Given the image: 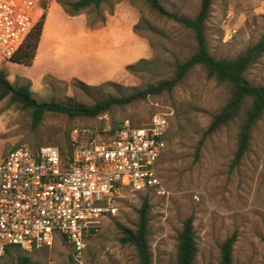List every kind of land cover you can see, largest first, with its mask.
I'll return each mask as SVG.
<instances>
[{"label": "rangeland", "instance_id": "1", "mask_svg": "<svg viewBox=\"0 0 264 264\" xmlns=\"http://www.w3.org/2000/svg\"><path fill=\"white\" fill-rule=\"evenodd\" d=\"M169 10L193 17L200 0H162ZM45 19L32 65L0 58L10 82L27 78L33 97L74 96V78L97 85L113 81L124 89L173 75L175 65L196 49L193 32L152 11L144 0H114L68 15L59 0H42ZM140 23L141 34L133 31ZM235 29L228 38L229 29ZM205 33L209 52L233 57L264 34V0H212ZM144 58L137 74L125 66ZM252 84H264V53L245 72ZM228 88L208 78L197 65L169 92L117 106L92 118L47 112L32 128L30 110L0 100V161L14 145L56 144L72 128L108 126L130 119L146 124L154 113L168 118L166 146L158 162L161 184L148 191H121L116 215L90 236L80 257L63 241L30 250L39 264H137L133 246L120 242L116 223L134 228L140 196L148 193V242L153 264H172L182 222L192 215L198 245L194 264H219L220 244L236 233L233 264H264V113L251 134L249 150L230 168L239 118L202 137ZM88 102V101H87ZM2 264H17L14 253Z\"/></svg>", "mask_w": 264, "mask_h": 264}, {"label": "built area", "instance_id": "2", "mask_svg": "<svg viewBox=\"0 0 264 264\" xmlns=\"http://www.w3.org/2000/svg\"><path fill=\"white\" fill-rule=\"evenodd\" d=\"M42 9V0H0V58L13 57ZM168 125L165 114L154 113L144 125L127 118L89 140L79 137L91 129L74 128L69 153L53 144L9 150L0 161V263L12 245L30 251L56 241L80 257L87 239L116 215L121 191L161 184L156 166Z\"/></svg>", "mask_w": 264, "mask_h": 264}, {"label": "trees", "instance_id": "3", "mask_svg": "<svg viewBox=\"0 0 264 264\" xmlns=\"http://www.w3.org/2000/svg\"><path fill=\"white\" fill-rule=\"evenodd\" d=\"M113 1L59 0L68 15H75L79 11L87 8L98 7L102 3L112 4ZM144 2L158 15L193 32L196 49L189 57L176 63L172 76L130 89H124L119 84L110 80L97 85H89L80 79L74 78L72 80V85L76 93L74 96L67 97L63 100L51 97L48 100L40 101L33 97L29 79L23 78L21 83L15 85L7 78L6 71L0 69V100L6 99L11 104L16 103L24 109H29L31 126L35 129L39 126L44 114L47 112L64 114L69 118H92L104 114L114 107L125 106L136 100H142L150 95H157L164 91L169 92L193 67L199 65L203 67L208 78L228 88V96L225 102L211 117L202 137L215 133L239 118L236 147L230 162V168L237 167L249 150L253 128L264 113V84H252L245 76L247 69L264 53V34L256 43L245 47L237 55L219 58L209 52L205 33V24L212 0H200L199 9L193 17L169 10L162 0H144ZM44 19L45 13H42L40 19L34 25L21 47L10 58L11 62L32 65L40 40ZM140 30V23L138 22L133 26V31L141 34ZM148 63V60L141 58L134 63L127 64L125 68L129 72L137 74L140 70L146 68ZM123 120L112 122L108 126L109 132L113 133L119 128ZM132 125L140 126L133 122ZM104 128L101 126L85 135L81 134L79 139L89 140L97 134L103 135ZM73 129L66 133L61 142L56 141V144H53L59 147L63 153H69L72 149L70 135ZM19 145L22 144L14 145L9 150ZM29 146L38 148L41 145ZM140 199V204L136 210L137 220L135 227L131 228L120 223H116V225L121 233L120 242L135 248L137 264H153L147 238V225L151 205L150 198L148 193H145L140 196ZM236 237V233L234 232L220 244L219 264H233V247ZM35 250L33 249V251ZM11 252L14 253L17 264H39L30 255L28 250L22 249L17 245L8 247L5 255ZM197 252L198 245L194 229V219L190 215L183 220L181 230L177 235L176 257L172 264H194ZM2 262L3 259L0 264Z\"/></svg>", "mask_w": 264, "mask_h": 264}]
</instances>
